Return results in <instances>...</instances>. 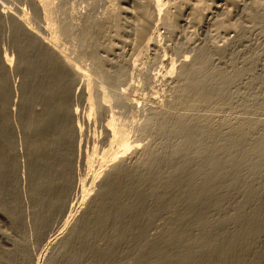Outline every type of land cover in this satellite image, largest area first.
<instances>
[{
    "label": "rangeland",
    "instance_id": "rangeland-1",
    "mask_svg": "<svg viewBox=\"0 0 264 264\" xmlns=\"http://www.w3.org/2000/svg\"><path fill=\"white\" fill-rule=\"evenodd\" d=\"M0 264H264V0H0Z\"/></svg>",
    "mask_w": 264,
    "mask_h": 264
}]
</instances>
